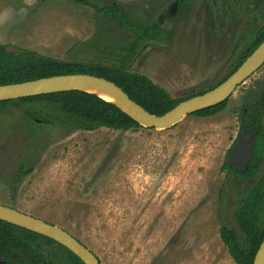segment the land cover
Listing matches in <instances>:
<instances>
[{
	"label": "rangeland",
	"instance_id": "1",
	"mask_svg": "<svg viewBox=\"0 0 264 264\" xmlns=\"http://www.w3.org/2000/svg\"><path fill=\"white\" fill-rule=\"evenodd\" d=\"M95 1L117 4L133 24L158 23L159 37L127 57L133 31L90 5L0 0V10L13 13L0 24V44L62 61L127 58L130 71L181 99L233 70L261 15L256 0H189L182 11L178 0ZM245 106L260 112L263 125L253 177L222 169ZM261 176L264 64L222 112L187 116L169 129L86 131L56 106L16 100L0 110V204L66 230L101 264H235L219 236V214L233 226L239 200Z\"/></svg>",
	"mask_w": 264,
	"mask_h": 264
},
{
	"label": "trees",
	"instance_id": "2",
	"mask_svg": "<svg viewBox=\"0 0 264 264\" xmlns=\"http://www.w3.org/2000/svg\"><path fill=\"white\" fill-rule=\"evenodd\" d=\"M48 1H70L79 5H90L98 14L116 23L120 28L131 29L134 33V39L128 49L127 57L134 55L141 43L159 37L158 23L150 26L133 24L126 13L115 3L101 5L98 1L93 3L92 0H40V3L44 4ZM188 1L178 0V10L182 11ZM227 1L225 0V2ZM254 6L261 11L260 19L254 20V30L251 32L250 42L236 66L221 82L232 74L264 40V0H256ZM6 46L0 44V86L52 76L87 74L114 83L131 100L157 116L165 114L178 103L211 90L221 83L204 92L181 99H173L164 88L154 84L145 75L130 71L127 58H124L119 65L62 61L28 49H22L21 53H7ZM16 101L25 104L56 106L65 116L71 118L78 128L86 131L95 130L99 127L121 132L144 128L116 105L104 101L94 94L82 91L59 92L22 98ZM10 102H0V110ZM226 104L227 101H224L189 116L211 117L222 112ZM257 112L258 110L255 108L245 106L241 119V129L256 127L257 123H260V116L256 115ZM259 165L260 146L257 143L253 158L245 172L235 170L228 159L224 162L222 169L234 176L253 177L258 171ZM30 171L31 169L21 171L18 179L29 174ZM223 192L224 190L221 189L220 193ZM219 217L222 221L219 236L233 262L235 264H253L255 253L264 239V176H261L250 187L247 194L239 200L238 206L233 212V226L229 225L221 214ZM0 260H3L4 264H83L73 253L55 241L1 220Z\"/></svg>",
	"mask_w": 264,
	"mask_h": 264
},
{
	"label": "water",
	"instance_id": "3",
	"mask_svg": "<svg viewBox=\"0 0 264 264\" xmlns=\"http://www.w3.org/2000/svg\"><path fill=\"white\" fill-rule=\"evenodd\" d=\"M5 50L7 53L22 52V49L11 45L6 46ZM263 64L264 40L223 82L211 90L178 103L161 116L153 115L143 109L114 83L87 74L52 76L22 83L1 85L0 102L67 91L90 93L86 89L93 88L113 96L117 103L112 104L116 105L140 126L163 130L173 127L184 117L199 110L227 101L235 89L253 75ZM258 132L259 130L254 127L243 129L237 137L236 142L230 148L228 160L235 170L240 172L247 170L254 153L255 137ZM0 220L55 241L73 253L83 264H101L97 256L87 246L66 230L51 223L1 204ZM4 263L3 260H0V264ZM253 264H264V239L255 253Z\"/></svg>",
	"mask_w": 264,
	"mask_h": 264
},
{
	"label": "bare ground",
	"instance_id": "4",
	"mask_svg": "<svg viewBox=\"0 0 264 264\" xmlns=\"http://www.w3.org/2000/svg\"><path fill=\"white\" fill-rule=\"evenodd\" d=\"M87 92H90V93H93V94H96L98 97H100L101 99L107 101V102H111V103H117L116 99L109 95L108 93L106 92H102V91H99L97 89H86Z\"/></svg>",
	"mask_w": 264,
	"mask_h": 264
},
{
	"label": "clouds",
	"instance_id": "5",
	"mask_svg": "<svg viewBox=\"0 0 264 264\" xmlns=\"http://www.w3.org/2000/svg\"><path fill=\"white\" fill-rule=\"evenodd\" d=\"M13 13L9 9L0 10V24H6L12 18Z\"/></svg>",
	"mask_w": 264,
	"mask_h": 264
},
{
	"label": "flooded vegetation",
	"instance_id": "6",
	"mask_svg": "<svg viewBox=\"0 0 264 264\" xmlns=\"http://www.w3.org/2000/svg\"><path fill=\"white\" fill-rule=\"evenodd\" d=\"M256 115H259L260 116V123H257V126L254 127V128H257L259 130L258 134L255 137V147H256V144L258 143V137L260 136V134L262 133V130H263V125H262V122H261L260 112L258 111ZM260 127H261V129H260ZM249 128H252V127H249ZM243 129H247V128H243ZM243 129H241V126H240V128H239V134L241 133V131ZM239 134H238V136H239ZM236 140H237V138H236ZM255 147H254V150H255ZM253 155H254V153H253ZM252 158H253V156H252ZM252 158H251V160H252Z\"/></svg>",
	"mask_w": 264,
	"mask_h": 264
}]
</instances>
